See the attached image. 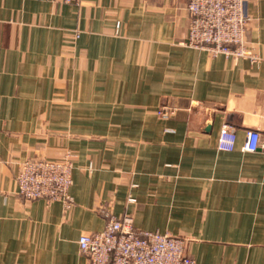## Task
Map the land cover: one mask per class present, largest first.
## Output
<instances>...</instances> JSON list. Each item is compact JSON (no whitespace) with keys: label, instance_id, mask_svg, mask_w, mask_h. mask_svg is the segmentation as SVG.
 <instances>
[{"label":"crops","instance_id":"1","mask_svg":"<svg viewBox=\"0 0 264 264\" xmlns=\"http://www.w3.org/2000/svg\"><path fill=\"white\" fill-rule=\"evenodd\" d=\"M188 1L0 0V264H89L78 238L109 213L198 264H264V0H246L257 62L188 45ZM67 152L71 209L18 194L22 161Z\"/></svg>","mask_w":264,"mask_h":264},{"label":"built area","instance_id":"2","mask_svg":"<svg viewBox=\"0 0 264 264\" xmlns=\"http://www.w3.org/2000/svg\"><path fill=\"white\" fill-rule=\"evenodd\" d=\"M78 3L80 0H63ZM190 25L187 44L206 49L212 56L223 54L235 59L260 57L247 44L246 31L251 19L246 0H189ZM174 108H160L157 113L168 118ZM236 143L233 126L220 130L219 148L232 150ZM260 133L249 130L244 149L260 148ZM74 159L67 152L62 159L28 158L17 174L18 194L27 200L60 201L66 210L73 206L71 185ZM81 252L89 264H198L186 253L185 238L158 230L138 229L130 215L107 214L101 231L83 233L78 238Z\"/></svg>","mask_w":264,"mask_h":264}]
</instances>
